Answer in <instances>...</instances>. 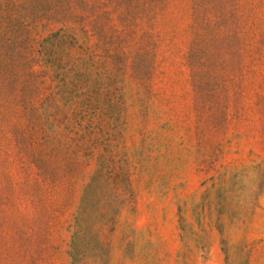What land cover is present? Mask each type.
Instances as JSON below:
<instances>
[{
	"label": "rangeland",
	"instance_id": "374dc122",
	"mask_svg": "<svg viewBox=\"0 0 264 264\" xmlns=\"http://www.w3.org/2000/svg\"><path fill=\"white\" fill-rule=\"evenodd\" d=\"M0 264H264V0H0Z\"/></svg>",
	"mask_w": 264,
	"mask_h": 264
}]
</instances>
